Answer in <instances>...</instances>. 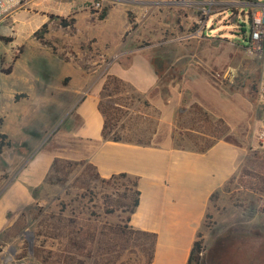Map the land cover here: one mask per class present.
Returning <instances> with one entry per match:
<instances>
[{
    "label": "rangeland",
    "instance_id": "rangeland-1",
    "mask_svg": "<svg viewBox=\"0 0 264 264\" xmlns=\"http://www.w3.org/2000/svg\"><path fill=\"white\" fill-rule=\"evenodd\" d=\"M183 1L101 0L94 9L92 0H34L0 20V135L9 143L0 153V264H147L150 239L121 236L128 214L106 212L112 188L63 158L64 130L91 90L101 86L103 110L133 96L108 71L136 56L158 73L153 97L167 96L183 70L209 75L223 98L217 136L228 134L224 118L226 138L247 145L236 177L209 204L196 239L201 264H264V193L251 189L264 188V62L243 49L250 7L235 8L237 17L213 12L205 35L187 38L198 15ZM142 123L138 137L151 144L154 124Z\"/></svg>",
    "mask_w": 264,
    "mask_h": 264
},
{
    "label": "crops",
    "instance_id": "crops-1",
    "mask_svg": "<svg viewBox=\"0 0 264 264\" xmlns=\"http://www.w3.org/2000/svg\"><path fill=\"white\" fill-rule=\"evenodd\" d=\"M180 73V82L167 87V96L153 97L158 73L149 59L136 56L127 66L113 65L108 74L129 84L133 94L126 93L127 104H112L129 119L117 121L109 134L119 136V142L103 140L101 86L76 105L70 127L64 130L65 160L91 165L102 179L122 173L138 179L139 204L128 226L156 235L151 264L188 263L211 195L235 175L248 155L247 145L226 138L232 131L224 118L228 134H216L214 118L221 116L216 104L223 98L210 76L195 69ZM145 120L154 124L146 135L151 144L137 145L143 141L138 135Z\"/></svg>",
    "mask_w": 264,
    "mask_h": 264
},
{
    "label": "trees",
    "instance_id": "trees-1",
    "mask_svg": "<svg viewBox=\"0 0 264 264\" xmlns=\"http://www.w3.org/2000/svg\"><path fill=\"white\" fill-rule=\"evenodd\" d=\"M106 13H103L101 18H104ZM196 27V26H195ZM101 112L105 116V124L103 127V140H112L115 142H119V136H113L109 137L110 132L113 130L117 123V119L114 117V112H116L115 107L112 104H109L106 110H103L102 108ZM135 144L137 145H143L144 143L142 142H136ZM9 145L7 141V137L5 135H0V153L2 152V149L4 146ZM58 161L55 160L53 163V168L56 170V163ZM84 163V162H83ZM89 165V164H88ZM91 166V165H89ZM92 167V166H91ZM94 169V168H93ZM95 170V169H94ZM239 171V170H238ZM238 171L233 175V177L220 189L214 192L211 197H210V202H212L215 198L218 197L219 193L224 191L226 187L232 183L234 178L236 177V174ZM95 177L100 181L101 184L105 186H110L112 188V193L111 196H106V202L105 206L107 207L106 212L107 213H114L116 210H121L124 211L128 214V217L126 219V224L123 227H119V234L123 237H134L135 239H138L139 237H145L147 239H150V247L148 249V260L147 264H151L153 256H154V248H155V242H156V235L152 233H146V232H141L138 230H134L131 227L128 226V222L130 219L131 214L134 213L136 210L138 204H139V191H138V179L135 177H131L127 174H118V175H112L108 179H102L98 176L96 173ZM253 178H256L255 175H253ZM123 181V182H122ZM126 181V182H124ZM251 189L255 192H263L264 193V188H262L260 191L256 189V187H251ZM113 197V198H112ZM210 204V203H209ZM209 209V208H208ZM208 217V214H206L205 219ZM112 230L115 233V226L112 228ZM198 237V235H197ZM202 253V248L199 242L195 240L189 260L187 264H200V255Z\"/></svg>",
    "mask_w": 264,
    "mask_h": 264
},
{
    "label": "built area",
    "instance_id": "built-area-1",
    "mask_svg": "<svg viewBox=\"0 0 264 264\" xmlns=\"http://www.w3.org/2000/svg\"><path fill=\"white\" fill-rule=\"evenodd\" d=\"M34 0H0V20L12 15L27 3ZM185 5L197 12L196 30L187 38H200L204 36L207 29V23L213 12L225 14L231 12V17H237L238 9L243 6H249L250 34L247 43L243 47L248 57L259 59L264 62V4L251 3L249 0H185ZM94 9L101 8V0H92ZM235 13V14H234ZM259 103L264 105V78L259 87ZM261 146L264 147V129L257 135Z\"/></svg>",
    "mask_w": 264,
    "mask_h": 264
},
{
    "label": "flooded vegetation",
    "instance_id": "flooded-vegetation-1",
    "mask_svg": "<svg viewBox=\"0 0 264 264\" xmlns=\"http://www.w3.org/2000/svg\"><path fill=\"white\" fill-rule=\"evenodd\" d=\"M247 234V233H246ZM201 264V263H200ZM249 264V263H248Z\"/></svg>",
    "mask_w": 264,
    "mask_h": 264
}]
</instances>
